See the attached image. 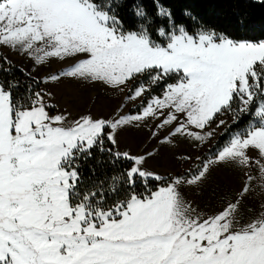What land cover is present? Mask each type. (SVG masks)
I'll list each match as a JSON object with an SVG mask.
<instances>
[{
    "label": "snow or ice",
    "instance_id": "1",
    "mask_svg": "<svg viewBox=\"0 0 264 264\" xmlns=\"http://www.w3.org/2000/svg\"><path fill=\"white\" fill-rule=\"evenodd\" d=\"M151 2L155 19L133 0L129 28L127 0H0V264H264V39L240 35L243 15L234 33L190 5L182 19ZM5 50L32 67L17 68ZM54 62L63 67L33 75ZM14 71L30 81L22 92L6 78ZM66 80L117 93L116 114H50V93L32 85ZM225 114L250 120L216 151L179 153L183 171L148 169L158 152L119 150L129 128H148L162 147L203 149ZM94 152L130 166L106 188L86 183L81 161ZM218 168L242 184L207 211L188 194H203Z\"/></svg>",
    "mask_w": 264,
    "mask_h": 264
},
{
    "label": "rangeland",
    "instance_id": "2",
    "mask_svg": "<svg viewBox=\"0 0 264 264\" xmlns=\"http://www.w3.org/2000/svg\"><path fill=\"white\" fill-rule=\"evenodd\" d=\"M10 59L18 67L30 69L32 62L21 56L13 55L5 50ZM63 65L52 63L50 67L43 69L38 68L33 75L39 79L49 73H55ZM42 89L50 93L48 103L54 107L50 108V114H58L65 109L71 113L72 117H78L81 114L90 113L95 117L111 118L116 114V109L122 98H118V94L99 84L76 83L72 81H64L59 84H42ZM162 92L158 95H161ZM138 103V102H137ZM129 107L135 109L134 105ZM93 110L98 112V116L93 114ZM135 114V112L129 113ZM219 119L226 121V124L216 129L215 138L203 149L193 151L187 144L180 143L175 147H162L158 140H150L148 136V128L135 129L129 128L128 131H123L119 135V150L129 151L132 154H143L146 151L158 152L154 158L148 160L146 167L157 172H176L183 171L188 167V164L183 161H177L175 157L179 153H188L197 155L203 152H213L214 146L219 136L233 122L231 114L220 116ZM151 127V125H149ZM215 128V124H213ZM242 184V176L239 172L229 168H218L212 174L209 186L203 194L189 193V198L194 199L201 208L207 211H212L219 206L221 199L225 195H230L239 190ZM259 197H256L250 202L249 207L255 211V205Z\"/></svg>",
    "mask_w": 264,
    "mask_h": 264
},
{
    "label": "trees",
    "instance_id": "3",
    "mask_svg": "<svg viewBox=\"0 0 264 264\" xmlns=\"http://www.w3.org/2000/svg\"><path fill=\"white\" fill-rule=\"evenodd\" d=\"M135 2H142L147 12L155 19V6L152 4L151 0H135ZM162 2L166 6L171 7L173 12L182 19L183 17L181 13L183 7L185 5H190L194 12L199 14L203 21L216 26L218 29L233 31L234 33L236 32L235 22L237 17L243 15L247 18L249 28L247 32L240 33V35L255 40L264 39V3H261L260 0H162ZM132 4L133 0H127V4L120 10V15L124 20L126 27L129 28H135L137 25L136 18L132 14ZM157 23L160 24V26H163L162 22L158 20ZM155 28L156 25L154 24L153 29ZM153 35L159 42L160 38L156 36L155 31L153 32ZM17 68L20 67L17 66ZM6 78H16L21 81V92L23 91V86L30 83L23 73L19 71H14L13 73L6 75ZM32 87L36 91H39L42 88V83L40 85L33 84ZM162 89L163 84L155 89V94H160ZM133 112H135V109H133ZM249 120L250 116L244 115L239 123L232 122L219 136L214 146V151H216L217 148L226 145L230 136L234 134V131L243 130V128L247 126ZM106 146L112 147L110 144H107V142ZM129 166L130 162L128 161H119L116 164H112L107 155L99 152H94L92 158L81 161L85 182L100 184L105 188L111 183L110 178L112 176L119 175ZM136 191L143 192V185L138 184ZM109 201H111V196H109Z\"/></svg>",
    "mask_w": 264,
    "mask_h": 264
},
{
    "label": "crops",
    "instance_id": "4",
    "mask_svg": "<svg viewBox=\"0 0 264 264\" xmlns=\"http://www.w3.org/2000/svg\"><path fill=\"white\" fill-rule=\"evenodd\" d=\"M41 69V68H40ZM43 69V68H42ZM93 114H96V116H98V112L95 110H93Z\"/></svg>",
    "mask_w": 264,
    "mask_h": 264
}]
</instances>
